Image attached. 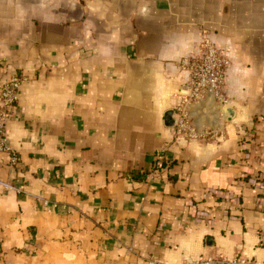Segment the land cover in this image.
<instances>
[{
    "label": "crops",
    "instance_id": "obj_1",
    "mask_svg": "<svg viewBox=\"0 0 264 264\" xmlns=\"http://www.w3.org/2000/svg\"><path fill=\"white\" fill-rule=\"evenodd\" d=\"M203 31L231 61L221 107L185 105ZM13 76L0 264H263L264 0H0ZM184 105L211 133H176Z\"/></svg>",
    "mask_w": 264,
    "mask_h": 264
},
{
    "label": "built area",
    "instance_id": "obj_2",
    "mask_svg": "<svg viewBox=\"0 0 264 264\" xmlns=\"http://www.w3.org/2000/svg\"><path fill=\"white\" fill-rule=\"evenodd\" d=\"M230 58L222 47L217 44L207 31L201 33L200 52L184 63L188 70L187 97L185 105L194 103L204 97H211L220 107L228 102L226 93V77L230 67ZM22 78L13 76L4 82L0 88V153L9 155L11 165L18 163V154L9 143L8 120L10 110L18 100V91ZM185 105L176 109V133L186 134L191 139L203 138L211 133L210 130H198L189 121L188 113L184 109ZM160 155L157 157V162ZM0 188L4 190H15L24 192L22 186H16L10 181L0 178ZM42 205L50 206L47 199L37 197ZM166 264V263H156ZM174 264H256L244 258L223 260L208 257L198 261H182ZM264 264V262H263Z\"/></svg>",
    "mask_w": 264,
    "mask_h": 264
},
{
    "label": "water",
    "instance_id": "obj_3",
    "mask_svg": "<svg viewBox=\"0 0 264 264\" xmlns=\"http://www.w3.org/2000/svg\"><path fill=\"white\" fill-rule=\"evenodd\" d=\"M168 122H169V125H175L176 124V119L175 118H170L169 120H168Z\"/></svg>",
    "mask_w": 264,
    "mask_h": 264
},
{
    "label": "rangeland",
    "instance_id": "obj_4",
    "mask_svg": "<svg viewBox=\"0 0 264 264\" xmlns=\"http://www.w3.org/2000/svg\"><path fill=\"white\" fill-rule=\"evenodd\" d=\"M227 103H228V102H227ZM227 103H226V104H227Z\"/></svg>",
    "mask_w": 264,
    "mask_h": 264
},
{
    "label": "trees",
    "instance_id": "obj_5",
    "mask_svg": "<svg viewBox=\"0 0 264 264\" xmlns=\"http://www.w3.org/2000/svg\"><path fill=\"white\" fill-rule=\"evenodd\" d=\"M163 164V163H162ZM139 178V177H138Z\"/></svg>",
    "mask_w": 264,
    "mask_h": 264
}]
</instances>
